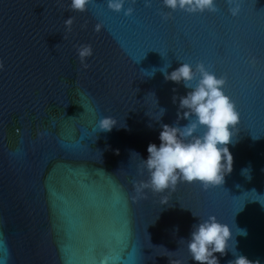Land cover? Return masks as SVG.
I'll return each instance as SVG.
<instances>
[{
  "label": "water",
  "instance_id": "95a60500",
  "mask_svg": "<svg viewBox=\"0 0 264 264\" xmlns=\"http://www.w3.org/2000/svg\"><path fill=\"white\" fill-rule=\"evenodd\" d=\"M69 2L0 0V264H199L181 237L209 214L246 228L236 248L264 264V0H241L237 16L216 0L214 12L166 18L161 0H134L130 16L106 0ZM81 43L92 46L86 67ZM180 61L226 78L240 114L232 171L220 185L179 181L133 200L147 144L159 143V106L176 122L187 91L160 68ZM103 115L117 121L110 131L97 127Z\"/></svg>",
  "mask_w": 264,
  "mask_h": 264
},
{
  "label": "clouds",
  "instance_id": "9594fccd",
  "mask_svg": "<svg viewBox=\"0 0 264 264\" xmlns=\"http://www.w3.org/2000/svg\"><path fill=\"white\" fill-rule=\"evenodd\" d=\"M162 17L169 16L176 10L188 13L214 12L217 10L216 0H161ZM106 0L107 7L115 12L123 11L124 16L134 12V0ZM150 4L151 0H145ZM228 11L237 16L241 9V0H228ZM89 0H70L68 7L84 11ZM72 16L64 19L66 30H71ZM97 24L96 28L99 29ZM77 56L83 66H87L86 57L92 55L90 43H81L76 47ZM254 60V58H253ZM4 67L0 60V69ZM167 66L160 68L165 80L182 83L187 91L179 95L176 122L161 121L165 112L159 106L160 122L159 143L150 141L147 144V155L141 163L148 172L146 180L133 181L135 200L145 195L144 189L153 193H163L174 189L179 181H198L202 188L224 183L225 175L232 171L233 154L229 144L232 142L233 128L240 119L235 102L225 91L226 78L211 70L203 61L195 63L180 61L170 71ZM173 103H177V94L173 88ZM181 119L185 123L180 124ZM117 123L111 115L101 116L96 124L99 130L110 131ZM203 129L198 131V129ZM117 153L119 149H115ZM131 152L140 154L135 150ZM166 197L161 202H166ZM193 216H195L193 214ZM236 235H247V229L230 225L219 220L214 214L204 219H197L191 226L186 241V248L193 261L199 264H221L219 257L231 252L232 258L226 264H261V260L251 259L236 248ZM231 243V246L229 242ZM169 264H183L178 257L169 259Z\"/></svg>",
  "mask_w": 264,
  "mask_h": 264
}]
</instances>
